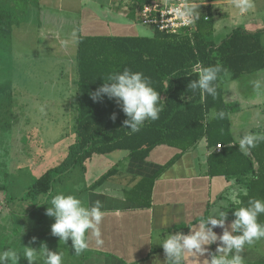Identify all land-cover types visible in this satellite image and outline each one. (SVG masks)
I'll use <instances>...</instances> for the list:
<instances>
[{"label":"trees","instance_id":"obj_1","mask_svg":"<svg viewBox=\"0 0 264 264\" xmlns=\"http://www.w3.org/2000/svg\"><path fill=\"white\" fill-rule=\"evenodd\" d=\"M23 1V13H28L36 2ZM154 1L131 0L129 14L135 18L138 5ZM20 2L0 0V45L8 46L14 26L19 25L18 13L21 11L17 10V4ZM206 8L205 5L192 6L195 29L191 34H165L159 30H155L153 36L80 34L76 60V139L69 146L66 158L46 170L30 187L29 193L34 198L50 195L63 174L77 165L84 166L95 154L127 150L131 157L145 160L159 145L177 147L179 153L152 176L143 177L129 193L139 199L141 205L136 206H150L158 176L206 137L210 145H224L220 152L213 153L209 158L212 175L239 178L250 175L248 192L239 207H247L250 199L264 201L257 195L263 193L261 196L264 197V141L252 148L248 155L239 150L238 143L231 145L234 139L230 114L240 109L239 103L225 100L220 79L216 81L218 95L215 98L207 94L202 96L199 90L193 91L188 87L198 79L199 70L203 67L220 64L235 78L263 69L262 31L251 32L237 27L216 46L210 39L213 21L207 17ZM125 68L142 72L148 77L151 86L160 93V104L163 105L159 119L146 121L137 133H131L130 127H125L124 121L128 117L122 110V104L107 95L100 102L92 99V93L108 82L109 75L120 73ZM7 88L0 85V112L8 111L12 105ZM220 111L226 113L224 119L218 118ZM113 113L116 114L115 121L111 119ZM256 163L258 166H255ZM114 169L101 175L96 183L106 181L115 172ZM1 188L4 189V186ZM260 220L264 221V214L258 217V221L264 223Z\"/></svg>","mask_w":264,"mask_h":264},{"label":"crops","instance_id":"obj_2","mask_svg":"<svg viewBox=\"0 0 264 264\" xmlns=\"http://www.w3.org/2000/svg\"><path fill=\"white\" fill-rule=\"evenodd\" d=\"M35 6L36 10L42 12V8L52 3L53 0H39ZM103 4L102 0H57L58 5L65 6L68 11H73L77 3ZM192 6L205 5L208 8L207 17L213 21V32L210 39L220 45L228 38L233 30L241 27L251 32L262 31L264 43V0H252L253 7L244 14L234 6L233 0H190ZM106 2V0L104 1ZM131 0H126L121 13L129 19ZM43 4V5H42ZM110 7L115 2L109 0ZM34 8V6H32ZM32 8V10H33ZM80 25L85 35H141L135 24L114 22L99 15L98 8H82ZM53 21L60 23L62 17H52ZM81 27V26H80ZM154 34V33H153ZM153 36V35H152ZM228 70V69H227ZM264 68L254 73L245 74L235 78L228 70V75L220 79L223 86V95L228 102H238L240 109L230 114L231 132L233 142L238 143L239 139L246 134H264V92L239 93L238 86L241 83L253 86V77L249 80L247 76L261 74ZM262 77V76H261ZM228 94V95H227ZM250 110L261 113H250L245 120L242 119V111ZM218 144V143H217ZM216 144V145H217ZM216 145H210L205 137L185 152L172 166L164 170L155 180L152 191V202L150 206L141 205L135 197L130 196V191L143 178L152 176L175 154L180 152L177 147L162 144L157 146L145 160H139L130 156L127 150H115L107 154H95L85 162L84 187L87 189L88 197L83 201L85 207H91L96 201L103 204V220L99 225L103 244L97 245L96 237L91 233L87 235L88 249L80 255L75 254L72 240L67 243L60 241L51 233L53 219L50 218L45 226L32 227L25 223L21 217L18 226L23 231L31 230L26 234L24 240L17 245L20 249L31 248L36 253L33 264H44L46 256L42 255V249L46 246L50 252L62 255V264H177L176 258L166 257L162 247V241L170 235H190L201 230L211 229L218 239L203 245L206 249L203 254L199 252L184 251L179 264H210L213 256H224L228 259L233 252H218L220 247H226L219 239L227 230L232 235H240L241 232H234L232 225L236 218L243 196L248 192L247 180L250 177L226 175H212L210 173V156L220 152ZM255 166H258L256 163ZM115 168V172L102 184L96 181L101 175ZM113 170V171H114ZM61 194L68 195V192ZM263 193H257L258 198ZM53 192L48 195L51 199ZM132 198H130V197ZM3 215L4 211L0 209ZM7 210L5 215H9ZM223 213V217L221 216ZM262 215V214H260ZM11 217H13L11 215ZM205 217L203 220L202 218ZM224 219V225L213 227L207 223L208 218ZM262 221V220H260ZM264 222V221H262ZM21 223V224H20ZM188 225V227H187ZM177 226L180 228L176 229ZM244 264H264V239L256 241L253 245H245L241 253ZM18 259V264H28L27 258Z\"/></svg>","mask_w":264,"mask_h":264},{"label":"rangeland","instance_id":"obj_3","mask_svg":"<svg viewBox=\"0 0 264 264\" xmlns=\"http://www.w3.org/2000/svg\"><path fill=\"white\" fill-rule=\"evenodd\" d=\"M18 1H21L17 4V10L21 11L19 25L14 26L8 46L0 45V85L8 87L6 90L12 98L8 111L0 112V187L4 186L0 189V209L4 211L3 215L0 213V254L15 251L18 259L23 260L25 249L16 243L18 239L24 240L31 230L23 231L17 225L20 218L26 217L24 222L32 227L45 226L50 218L55 223V218L46 214L51 199L44 195L34 198L29 189L46 170L66 158L69 146L76 139V60L78 39L83 33L82 25L79 26L83 16L79 10L98 8L103 18L134 23L141 35L152 36L154 29L140 20V5L135 19L121 13L126 0H111L116 3L113 8L107 4L109 0H102L103 4L98 5L85 1L82 7L77 3L73 11L53 0L42 12L35 9L40 3L36 0L28 13L22 12L24 1ZM51 15L62 17V21L56 23ZM260 73L247 79L264 81V72ZM238 83H241L238 86L241 94L264 92L243 84L242 80ZM241 113L245 120L250 113L261 112L243 110ZM81 167L85 166L77 165L58 179L51 198L62 191L68 192L85 206L83 201L86 202L88 192L82 182ZM9 209L11 213L5 215ZM0 264H12V261L6 258Z\"/></svg>","mask_w":264,"mask_h":264},{"label":"clouds","instance_id":"obj_4","mask_svg":"<svg viewBox=\"0 0 264 264\" xmlns=\"http://www.w3.org/2000/svg\"><path fill=\"white\" fill-rule=\"evenodd\" d=\"M234 6L240 10L241 14L247 13L254 5L252 0H233ZM191 9L188 10L191 13ZM183 15V13H181ZM228 70L222 65L203 67L199 70L198 79L193 80L188 87L195 91L199 90L201 95H211L215 98L218 95L216 81L222 76L226 77ZM108 82L92 93V99L100 102L104 95L109 99H115L118 104H122V110L128 117L124 121L125 127H130L131 133H137L141 130L146 121H156L159 114L163 111V105L160 104V93L152 86L148 77L142 72H133L125 68L120 73H113L108 76ZM254 89H264V81H253ZM226 113L220 111L219 119H224ZM111 119L115 121L116 114L113 113ZM264 141V134H246L239 139V150L248 155L250 150ZM103 204L96 201L91 207H85L82 201L73 196L57 194L50 200V206L46 214L55 218L51 233L67 243L69 238L72 240V246L76 255H80L88 249L87 235L91 233L96 237L97 245L103 244L99 225L103 220ZM260 214H264V201L260 199H250L247 207H239L235 212L236 220L232 225L234 232H241L240 235H232L227 230L219 237L226 247H220L218 252H233L230 259L224 256H213L210 264H244L241 253L245 245L251 246L256 241L264 239V223L258 221ZM223 213L221 216L223 217ZM224 219H215L209 217L208 224L213 227L224 225ZM218 239L215 232L211 229L205 230L202 226L200 231L190 235H170L164 239L162 247L165 255L169 258H176L177 264L182 258L185 250L188 252H199L203 254L206 249L203 245L215 242ZM28 260V264H33L36 259V253L31 248H26L23 252ZM42 255L46 256L44 264H62V255L50 252L45 246L42 249ZM10 258L12 264H17L18 255L15 251H6L0 254V261ZM153 264H156L153 261Z\"/></svg>","mask_w":264,"mask_h":264},{"label":"built area","instance_id":"obj_5","mask_svg":"<svg viewBox=\"0 0 264 264\" xmlns=\"http://www.w3.org/2000/svg\"><path fill=\"white\" fill-rule=\"evenodd\" d=\"M190 0H155L140 4L138 13L142 23L151 26L154 31L165 34H191L195 29V17ZM183 13V15H181ZM224 145L218 143L217 149Z\"/></svg>","mask_w":264,"mask_h":264}]
</instances>
